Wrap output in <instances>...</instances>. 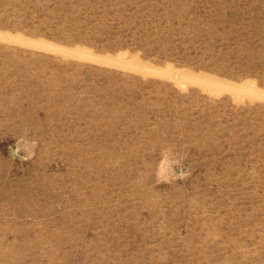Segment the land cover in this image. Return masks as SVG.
Segmentation results:
<instances>
[{
    "label": "rangeland",
    "instance_id": "obj_1",
    "mask_svg": "<svg viewBox=\"0 0 264 264\" xmlns=\"http://www.w3.org/2000/svg\"><path fill=\"white\" fill-rule=\"evenodd\" d=\"M0 264H264V0H0Z\"/></svg>",
    "mask_w": 264,
    "mask_h": 264
},
{
    "label": "bare ground",
    "instance_id": "obj_2",
    "mask_svg": "<svg viewBox=\"0 0 264 264\" xmlns=\"http://www.w3.org/2000/svg\"><path fill=\"white\" fill-rule=\"evenodd\" d=\"M12 36H13V38H14V35L13 34H11ZM21 37V36H20Z\"/></svg>",
    "mask_w": 264,
    "mask_h": 264
}]
</instances>
